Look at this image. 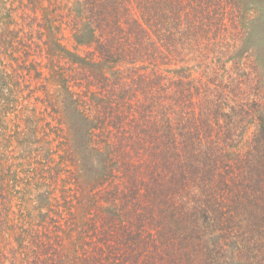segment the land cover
<instances>
[{
	"label": "trees",
	"instance_id": "1",
	"mask_svg": "<svg viewBox=\"0 0 264 264\" xmlns=\"http://www.w3.org/2000/svg\"><path fill=\"white\" fill-rule=\"evenodd\" d=\"M123 240L264 264V0H0V264Z\"/></svg>",
	"mask_w": 264,
	"mask_h": 264
},
{
	"label": "rangeland",
	"instance_id": "2",
	"mask_svg": "<svg viewBox=\"0 0 264 264\" xmlns=\"http://www.w3.org/2000/svg\"><path fill=\"white\" fill-rule=\"evenodd\" d=\"M245 63L243 66L240 65V67H237L238 68V71L235 72L233 71L232 69L230 71H228L225 75H229V76H232V77H236V78H239V80L243 81L245 80L246 78H248L249 76H252L254 77L255 76V72L252 68V65H251V60H244ZM256 98L252 99V100H256ZM96 211H93L91 212L90 214H88L86 216V221L88 222L90 219L93 218V216L95 215ZM101 215V212L99 214H97L98 216V222L100 223V225H102L103 223V216L101 215V218H99V216ZM126 243L125 240H123L121 242V252L119 254V260L121 263L123 264H129L130 262H134V258L131 256L130 254V251L128 248H126V245L124 244ZM133 248V246H132ZM116 260V258H115Z\"/></svg>",
	"mask_w": 264,
	"mask_h": 264
}]
</instances>
